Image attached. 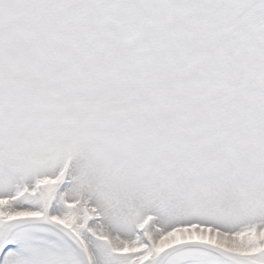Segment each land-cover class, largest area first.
<instances>
[{
    "label": "snow or ice",
    "instance_id": "1",
    "mask_svg": "<svg viewBox=\"0 0 264 264\" xmlns=\"http://www.w3.org/2000/svg\"><path fill=\"white\" fill-rule=\"evenodd\" d=\"M0 264H264V0H0Z\"/></svg>",
    "mask_w": 264,
    "mask_h": 264
}]
</instances>
